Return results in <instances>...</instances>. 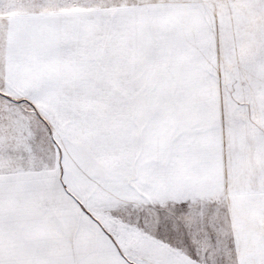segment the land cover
<instances>
[{
  "label": "snow or ice",
  "instance_id": "6c2138e0",
  "mask_svg": "<svg viewBox=\"0 0 264 264\" xmlns=\"http://www.w3.org/2000/svg\"><path fill=\"white\" fill-rule=\"evenodd\" d=\"M0 264H264V0H0Z\"/></svg>",
  "mask_w": 264,
  "mask_h": 264
}]
</instances>
